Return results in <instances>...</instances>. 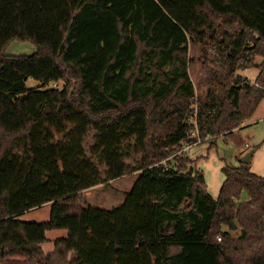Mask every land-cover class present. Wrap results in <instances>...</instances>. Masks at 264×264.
I'll use <instances>...</instances> for the list:
<instances>
[{"label":"trees","instance_id":"trees-1","mask_svg":"<svg viewBox=\"0 0 264 264\" xmlns=\"http://www.w3.org/2000/svg\"><path fill=\"white\" fill-rule=\"evenodd\" d=\"M14 39L36 51L7 54ZM195 39L222 64L206 67L204 98L188 73ZM254 66V82L238 73ZM28 77L64 85L27 88ZM263 98L264 0H0V258L264 264V176L225 165L214 198L182 149L231 133ZM130 171L118 205L78 202ZM46 202L48 220L19 218ZM61 228L44 252L46 230Z\"/></svg>","mask_w":264,"mask_h":264},{"label":"rangeland","instance_id":"rangeland-1","mask_svg":"<svg viewBox=\"0 0 264 264\" xmlns=\"http://www.w3.org/2000/svg\"><path fill=\"white\" fill-rule=\"evenodd\" d=\"M35 51L36 45L28 40L14 39L5 47V52L12 55H30ZM187 55L190 61L188 73L194 85L196 98H204L207 91L206 67L222 69L221 58L211 40L205 42L197 39L190 40ZM261 60L262 58L259 56L255 59V63H259ZM258 72L259 69L255 66L238 71L248 81L255 78ZM63 85V81L45 83L32 77H28L26 80L27 88L40 90L51 87L62 88ZM254 112L244 120V123H241V127H235L231 133L215 137H199L196 142H187L183 145L182 149L185 155L190 159L198 160L196 166L203 171L206 189L214 198L218 196L221 184L225 179L223 166H238L241 163V157L247 153L252 154L251 161L248 163L251 171L264 176V110ZM190 136L195 137L196 131ZM138 175V172L130 171L121 177L84 189L78 193L77 200L85 205L114 207L123 201L126 192L130 190ZM245 198H247V193L244 191L242 199ZM50 204L51 202H46L40 207L27 210L19 218L35 222L46 221L50 214ZM0 264L26 263L0 258Z\"/></svg>","mask_w":264,"mask_h":264},{"label":"crops","instance_id":"crops-1","mask_svg":"<svg viewBox=\"0 0 264 264\" xmlns=\"http://www.w3.org/2000/svg\"><path fill=\"white\" fill-rule=\"evenodd\" d=\"M241 76H244V75H241ZM255 78H252V79H249V80L251 82H254ZM262 110H264V98L258 104L257 108L255 109V112L262 111ZM244 122L245 121H243V123ZM66 234H67V230L66 229H62V228L61 229H50V230H46L45 235H46L47 240L45 242H42L40 244L41 248L44 250V252H49V251L53 250V248H54V243H53L54 239H56L58 237H61V236H65Z\"/></svg>","mask_w":264,"mask_h":264},{"label":"water","instance_id":"water-1","mask_svg":"<svg viewBox=\"0 0 264 264\" xmlns=\"http://www.w3.org/2000/svg\"><path fill=\"white\" fill-rule=\"evenodd\" d=\"M251 153H247L241 157V162L243 163H250L251 161Z\"/></svg>","mask_w":264,"mask_h":264},{"label":"built area","instance_id":"built-area-1","mask_svg":"<svg viewBox=\"0 0 264 264\" xmlns=\"http://www.w3.org/2000/svg\"><path fill=\"white\" fill-rule=\"evenodd\" d=\"M217 239H218V240H220V239H221V236H220V235H219V236H217Z\"/></svg>","mask_w":264,"mask_h":264}]
</instances>
